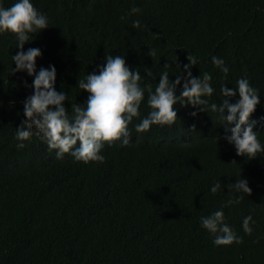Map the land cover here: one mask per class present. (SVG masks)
<instances>
[{"label": "trees", "instance_id": "16d2710c", "mask_svg": "<svg viewBox=\"0 0 264 264\" xmlns=\"http://www.w3.org/2000/svg\"><path fill=\"white\" fill-rule=\"evenodd\" d=\"M13 2L4 0L5 6ZM34 3L47 13L49 26L25 49H42L38 67L56 65V87L69 93V111L89 95L78 87L79 78L98 71L108 52L125 55L153 88L165 64L175 80L191 52L199 58L193 74L212 73L210 102L220 101L222 84L235 87L242 75L251 78L261 93L252 118L264 141V0ZM133 5L141 11L130 15ZM136 18L139 27L132 23ZM17 51L15 34L0 33V264H264V153L239 155L224 136L220 113L194 116L193 105L178 103L174 123L138 133L134 124L151 110L146 91L140 117L129 126L132 142H105L103 161L76 160L70 153L58 158L38 136L19 147L16 127L34 89L25 85L32 75L12 73ZM214 55L228 64L226 78ZM239 176L253 191L224 210L244 239L216 245L199 218L241 195L227 187ZM217 180L224 187L212 193ZM249 213L256 221L251 234L242 226Z\"/></svg>", "mask_w": 264, "mask_h": 264}, {"label": "clouds", "instance_id": "9594fccd", "mask_svg": "<svg viewBox=\"0 0 264 264\" xmlns=\"http://www.w3.org/2000/svg\"><path fill=\"white\" fill-rule=\"evenodd\" d=\"M140 11L139 6L133 5L129 14ZM132 23L139 27L141 19L136 18ZM48 26L47 13L39 9L34 0H14L8 6H5L4 0H0V33H14L16 48L19 49L12 54L15 62L12 73L26 71L33 76L31 83L25 80V85L34 91L25 98L23 111L26 118L16 127L15 136L19 147H24L25 142L33 136H38L50 150H56L58 158L70 153L76 160L103 161L106 159L102 151L105 142L112 143L118 139L125 145L132 142L129 126L135 117H140L141 104L147 91V103L151 110L134 124L138 133L149 130L153 124L174 123L178 118L176 105L191 104L194 106V116L198 111L209 109L221 114V121H226L224 136L229 143L234 144L239 155L253 158L264 153V141L260 139V132L255 130L258 121L252 118L261 102L260 89L251 83L250 77L242 75L235 87L222 84L220 101L210 102L216 91L212 73L203 71L199 76L194 75L192 67L199 58L191 52L190 62L183 65L184 71L177 74L175 80L170 78L167 70L171 65L165 64V70L160 73L154 88L151 81L142 82L144 76L140 68L133 69L125 55L108 52L106 61L98 65V71L88 72L85 77L79 78L78 87L87 90L89 95L85 103H72L69 111L65 103L69 100V93L56 87V65L38 67L37 58L43 55L42 49L38 46L25 49V43L35 39L34 34ZM150 54L154 56L155 49L150 48ZM212 61L225 73L226 78L230 68L225 59L214 55ZM181 82L183 84L178 94L177 88ZM237 93L239 98L233 102L231 98ZM198 105L202 107L196 109ZM223 187L221 180H217L210 190L216 193ZM227 187L241 195L229 198L222 202L221 207L199 218L201 226L213 234L216 245L242 242L244 239L227 222L224 209L238 203L243 199V193H251L253 189L243 176L229 182ZM255 223L251 213L244 216V231L251 234Z\"/></svg>", "mask_w": 264, "mask_h": 264}]
</instances>
